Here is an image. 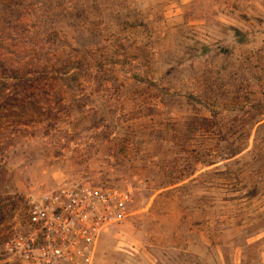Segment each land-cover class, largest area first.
Segmentation results:
<instances>
[{"label": "rangeland", "instance_id": "374dc122", "mask_svg": "<svg viewBox=\"0 0 264 264\" xmlns=\"http://www.w3.org/2000/svg\"><path fill=\"white\" fill-rule=\"evenodd\" d=\"M71 180L131 189L94 264H264V0H0V253Z\"/></svg>", "mask_w": 264, "mask_h": 264}, {"label": "built area", "instance_id": "2783aa9c", "mask_svg": "<svg viewBox=\"0 0 264 264\" xmlns=\"http://www.w3.org/2000/svg\"><path fill=\"white\" fill-rule=\"evenodd\" d=\"M131 189L63 181L30 197L1 245L0 264H94L103 233L130 214Z\"/></svg>", "mask_w": 264, "mask_h": 264}]
</instances>
